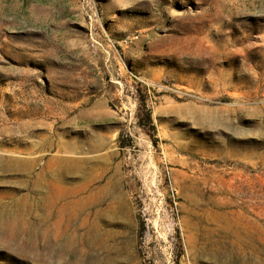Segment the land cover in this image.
<instances>
[{
  "label": "rangeland",
  "instance_id": "374dc122",
  "mask_svg": "<svg viewBox=\"0 0 264 264\" xmlns=\"http://www.w3.org/2000/svg\"><path fill=\"white\" fill-rule=\"evenodd\" d=\"M0 264H264V0H0Z\"/></svg>",
  "mask_w": 264,
  "mask_h": 264
}]
</instances>
